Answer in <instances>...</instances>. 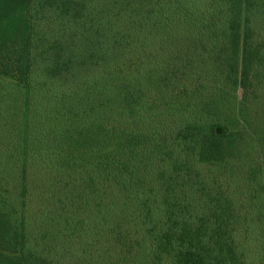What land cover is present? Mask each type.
Returning <instances> with one entry per match:
<instances>
[{"label":"trees","instance_id":"16d2710c","mask_svg":"<svg viewBox=\"0 0 264 264\" xmlns=\"http://www.w3.org/2000/svg\"><path fill=\"white\" fill-rule=\"evenodd\" d=\"M262 32L264 0H0V264H264ZM62 177L94 199L35 240Z\"/></svg>","mask_w":264,"mask_h":264},{"label":"rangeland","instance_id":"374dc122","mask_svg":"<svg viewBox=\"0 0 264 264\" xmlns=\"http://www.w3.org/2000/svg\"><path fill=\"white\" fill-rule=\"evenodd\" d=\"M264 32L260 34V38L263 36ZM12 85L15 83L12 82ZM10 84V83H9ZM242 91H238V96H241ZM141 115V114H139ZM126 116V115H125ZM35 119V116H32V120ZM141 117L133 114L130 119L120 117V120L129 124H133L134 128H138L141 125L140 122ZM13 121L7 123L6 121L4 122V125L0 121V141L7 139V137L11 138V132H15L16 129L13 127ZM41 121H38V123ZM40 124V123H39ZM15 131H14V130ZM40 129L42 128V125L39 126L38 129H36V132H41ZM33 139L35 140H46L45 137H40L38 136L34 137ZM67 181V178L62 177L61 182L62 185L59 186L58 182H56V188L59 190V192H56L58 194V198L60 199L61 197V205L57 208L53 207H46V208H39L35 209L33 213L29 214L26 216L27 218L31 217L28 219L27 224L30 226L32 232H33V239L39 240L40 235L43 233V231H46L47 233L50 232H57L60 230H66L67 228L64 226L65 222L62 219V215H65L67 211H76L77 208L81 204H86L88 201L94 199V196H91L89 192L83 196H73L71 192L70 187H65V182ZM66 188V189H64ZM27 194L19 196V199L23 200L24 197ZM54 194H51L50 197L52 199ZM47 198L48 201L51 200V198ZM50 209H53L55 211L56 215H50L49 211ZM63 210V211H62ZM36 220V221H35ZM48 225V227H46ZM95 242V241H92ZM96 243V242H95ZM74 244L75 246L72 247L71 245ZM38 246L40 248H43L48 255L55 260L57 264H88L91 262V258H97L99 255V247H96L92 252L93 255L88 251L86 255L83 254L82 251L78 250V245L75 242L67 243V244H59L56 242H49L47 246L43 245L42 243H39ZM91 246V244H90ZM82 248H80L81 250ZM90 249V248H89Z\"/></svg>","mask_w":264,"mask_h":264},{"label":"water","instance_id":"95a60500","mask_svg":"<svg viewBox=\"0 0 264 264\" xmlns=\"http://www.w3.org/2000/svg\"><path fill=\"white\" fill-rule=\"evenodd\" d=\"M217 133H218V134L221 133V129H220V128L217 129Z\"/></svg>","mask_w":264,"mask_h":264}]
</instances>
